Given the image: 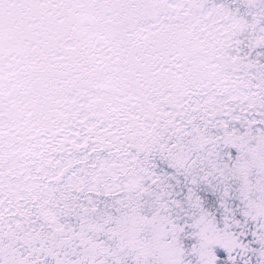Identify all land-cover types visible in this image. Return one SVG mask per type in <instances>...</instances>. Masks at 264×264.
Wrapping results in <instances>:
<instances>
[{
    "label": "snow or ice",
    "instance_id": "snow-or-ice-1",
    "mask_svg": "<svg viewBox=\"0 0 264 264\" xmlns=\"http://www.w3.org/2000/svg\"><path fill=\"white\" fill-rule=\"evenodd\" d=\"M0 264H264V0H0Z\"/></svg>",
    "mask_w": 264,
    "mask_h": 264
}]
</instances>
